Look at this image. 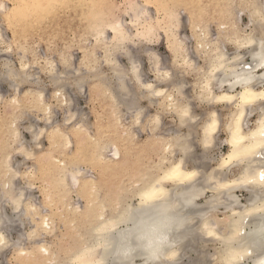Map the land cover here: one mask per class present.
<instances>
[{"label": "bare ground", "instance_id": "obj_1", "mask_svg": "<svg viewBox=\"0 0 264 264\" xmlns=\"http://www.w3.org/2000/svg\"><path fill=\"white\" fill-rule=\"evenodd\" d=\"M14 1L16 3L12 7L6 6L7 12H0V21L13 29L15 40L19 38V41L29 43L31 40L49 35L50 38H60L66 42V37L72 34L73 40L83 45L86 43V41L83 42L84 38L90 36L91 45L93 48L96 46L99 50L101 49L102 56L101 60L98 57L94 59L95 51L92 53L93 56L86 52L83 61L79 63V68L71 62V56L62 57V54L57 66L52 59L43 65L40 62L41 57L32 55L27 48H24L23 54H19L21 55L19 64H14L13 60L6 58L8 55L4 62L19 68L20 61L23 59L26 64L25 70L30 75L33 77L44 75L47 79H49V72L45 70L49 69V65L52 66L50 71L63 73L64 79L75 78L74 71L80 72L85 78L84 85L89 84L91 92L96 93V99L103 108L106 107L109 110V113L106 118L99 119L94 135L91 128L88 129L91 133L89 135L84 128L92 127L88 126L90 124L85 126L87 117L80 116L81 112L79 114L73 108L74 98L71 93L76 90L66 88L69 103L64 105L61 102L58 108L64 113L61 122L57 120L56 122L53 118L52 124H46L42 116L39 120H42L43 125L37 129L38 127L35 126L39 125L32 124L35 118L32 117L34 118L32 120L31 115H26L27 113L22 111L23 121L29 119L33 121L23 125L24 131L31 136V139L27 141L24 138L26 136L20 132L22 128L19 127V122L22 119L17 114L11 113L17 108L36 107L39 103L38 97L27 94L31 85L21 84L20 88L23 86L27 89L20 94V91L13 90L12 81L6 77L0 78L1 82L8 83V87L14 91L10 102L12 106L17 107L12 110L9 117H6L7 113L5 117L0 118V134L2 133V138L0 137V140L2 139L0 141V235L5 236L8 244V247L0 249V256L12 247L16 264H188L189 260L195 261V259L198 264H209L208 259L202 254L206 249V243L211 242L214 244V254L211 259L215 263L247 264L251 260L254 264H264V136L259 135V122L264 119V116L261 115L260 108L257 107L246 115L241 129L243 138L233 143L230 125L233 114L236 112L235 105L207 101L201 103L196 81L193 79L190 86L186 83L183 94L194 105V112L199 118L196 125L182 126L179 119L173 116L174 120L168 130L163 129L162 119L161 124L156 126L154 131L150 118L154 117L158 110H162V106L167 103L164 98L154 97L153 104L158 106V109L152 116L144 112L142 124L132 127L130 124L132 115L127 113L126 108L114 110L111 97L105 94V86L97 78L98 74L103 76L112 71L108 58L114 49L116 34L112 32L110 23L115 18L119 20L116 16L112 17L113 20L110 19L112 0ZM127 1L130 7L127 10L130 16L128 25L132 29H134L132 22L139 17L142 25L146 24L155 29V34L158 30L164 32L167 48L172 56L171 67L174 62L177 67L183 65L185 60L195 64L198 62L187 45L188 40L183 34L178 33L180 25L183 24L181 15L178 13L180 7H183L187 15V21L184 22L191 25L193 34L191 37L196 42L195 51L203 63L198 65L203 66L205 58L215 54V46L218 42L219 47L229 56L236 51L235 46L228 42L229 35L248 28L250 14L255 10L252 6L259 3V0H130L132 3ZM151 5L155 6L156 20L153 21L156 24L149 20L154 17L149 15ZM174 16L178 19L175 27L173 26ZM243 17L248 20L246 26L241 23ZM207 18L220 19L216 24L215 37L212 36L213 34L210 35L209 27L207 30V26L204 27L202 21L198 20ZM121 22L125 32H130L126 29L125 23ZM256 27L258 29V25ZM2 33L0 28V38L3 36ZM135 34L136 31L131 35L135 36ZM1 40L0 53L6 54L8 53L6 49H12L14 43L5 45L1 43ZM152 43L136 41L128 44L127 47L131 49L138 45L139 47L140 45L148 46ZM1 44H4V47H1ZM16 44L19 43L16 41ZM201 44L204 45L203 48ZM228 46L232 47V54L226 49ZM240 52L246 59H251L247 50L241 49ZM121 57L127 59L124 56H116L114 58L117 64L122 65ZM44 62H46L45 59ZM152 67L151 65V70ZM3 71L1 65L0 72ZM47 89L44 91L46 100L53 103V90L51 88V91L47 92ZM225 90L228 94H234L227 84H225ZM235 91L238 93L239 89ZM2 95L0 94V99L4 100L1 98ZM11 104H9L10 107H12ZM153 104L149 103V105ZM197 108L201 110V113L197 112ZM213 112L216 114L217 129L213 134L212 143L205 148L201 143L204 122L209 121ZM253 115H256L254 119H252ZM69 116L73 119L66 123V118ZM126 116L128 118H124ZM78 119H80L79 123L73 124V121ZM123 119H126V125ZM36 120L39 121L38 118ZM13 124L16 125L15 129L12 127ZM137 130L148 131L149 137L145 141L136 140ZM16 131L20 134L19 141L16 139ZM41 131L46 133L44 136L49 140V146L54 148L53 151L52 147L49 149L52 154L46 162L39 161L36 172L30 173L28 169L29 173L22 172L18 169L20 166L17 165V168L12 159L16 154L27 159L25 153H30L34 158L36 155L32 148L41 144L42 136L38 141L35 139ZM221 134L225 136L224 140H221ZM178 135L186 137L183 144L177 145L170 139ZM222 143L228 146V150L216 158L213 155ZM71 145L75 149L71 148ZM69 147L72 149L70 152ZM64 150H68V153H63L64 156L61 158L58 154L61 152L62 155ZM199 151H201L200 154H198ZM12 153L15 155L13 156ZM147 155H154L155 158L150 160L152 165H148L149 168L141 170L140 167ZM135 160H137V175L140 174L138 178L137 176L133 178L130 170V164ZM82 162L98 170V179H90L89 176V179L85 178L87 169L81 167ZM177 166L179 171L173 175L172 171ZM36 173H39V176H42L48 184L44 191L46 200L50 199L48 204L59 206L57 211L53 212L55 214L57 212L55 217L59 215V219H63L62 221L66 224V236L69 238L66 246L61 243L51 242V244L42 241L43 238L40 239L41 236L53 233L52 218L49 214L47 216L43 212L40 213L42 210L39 208L40 204L37 205L33 197L32 200L27 198L29 196L25 194L23 190L25 188L17 187L20 179L25 177L33 179ZM115 175L126 176L127 180L117 198L113 199L111 190L106 186L109 181L105 179ZM74 176L77 181L75 184L72 182ZM68 180L71 182L69 186V188L72 186L71 191L67 188L70 183ZM238 191L249 193L245 203L240 201ZM72 193L86 198L84 207L78 208V206L75 207L76 204L71 203ZM133 199L136 200L135 203H132ZM60 206L62 210L60 209L58 214ZM219 213L223 214L224 219L220 218ZM21 217H25L27 222L31 220V224L34 222L37 228L26 234L27 240L31 233H36L34 238L28 239L32 243L29 248L24 246L25 241L22 240V235L15 243L10 236L11 228L17 226L14 222L22 225L16 221ZM145 238L148 240L147 243ZM41 247L46 251L41 252ZM192 253H198L195 259L191 258Z\"/></svg>", "mask_w": 264, "mask_h": 264}, {"label": "snow or ice", "instance_id": "obj_2", "mask_svg": "<svg viewBox=\"0 0 264 264\" xmlns=\"http://www.w3.org/2000/svg\"><path fill=\"white\" fill-rule=\"evenodd\" d=\"M252 7L255 10L250 14L248 28L229 35L228 42L235 46L236 51L229 56L219 47L218 42L215 46V54L210 58H205L203 66L185 60L184 64L179 67L176 66L175 62L172 67H168L166 62L163 61V57L157 55L154 50L140 48L139 45V50L134 55L127 45L136 41L154 42L155 29L146 24L142 25L138 17L137 20L132 22L133 28L136 29L135 36H132L130 32H125L121 21H112L110 27L112 32L116 34L114 37L115 46L108 58V62L112 65V71L105 73L103 76L98 74L97 78L104 84L105 94L111 97L114 110L126 108L127 113L133 117L130 121L131 126L137 127L142 124L145 112L142 102L148 101L153 104L155 103L154 97L164 98L167 103L162 106V110H158L156 115L150 118L154 131L156 126L161 124L165 113H171L175 118H178L182 126L196 125L199 118L194 112V105L183 94L186 86L183 77L191 75L196 81L201 103L207 101L235 105L236 112L233 114L230 125L233 136L232 142L235 143L239 138H243L241 129L246 115L259 107L261 115L264 116V0H259V3ZM7 11L8 8L0 3V12ZM145 15H147L146 12ZM177 24L178 19L174 16L173 26L175 27ZM203 47L204 45L201 44V48ZM241 49L247 50L251 55L250 60L241 55ZM6 50L8 52L12 51L11 48ZM116 56L126 57L128 64L124 66L117 64L114 58ZM141 56L148 57L149 64L153 66L152 71L156 77L155 81L144 79L140 68L141 61L139 57ZM0 65L4 69L3 72H0V78L6 77L12 81L14 91L18 92L21 84L31 85L27 94L35 95L39 100L33 111L42 113L46 124H52L54 112L61 106V102L68 105L69 98L65 89L72 88L79 92L85 83L82 73L74 71L75 78L64 79L62 78L63 73L50 71L52 69L51 65H49V69L45 70L49 72V79L41 80L39 76L33 77L25 70L26 64L23 59L20 61L19 68L7 62H0ZM225 84L234 94L226 92ZM48 87L53 90V103H49L44 95V91ZM158 88L159 90H157ZM236 89H239L238 93L235 91ZM237 101L239 103H236ZM71 119H73L71 116L66 118V123L70 122ZM209 121L204 122V135L201 140L205 148L212 143L213 134L217 129V119L214 112L211 113ZM12 127L15 129L16 125L13 124ZM15 135L19 141V132L16 131ZM44 135L46 133L41 131L35 139L38 141ZM259 135L264 136V119L259 122ZM185 138L178 135L170 139L180 145L183 144ZM253 138H255V134H253ZM162 142L168 143L169 141ZM21 151L23 152V148H21ZM25 155L29 159L33 158L30 153H25ZM178 171L179 166L173 169L172 174L175 175ZM192 174L195 175V173ZM72 182L74 184L77 182L75 176ZM45 227H47V224H45ZM35 236L36 233H31L28 239ZM5 247H8L5 236L0 235V249ZM40 251L45 252L46 249L41 247Z\"/></svg>", "mask_w": 264, "mask_h": 264}, {"label": "rangeland", "instance_id": "obj_3", "mask_svg": "<svg viewBox=\"0 0 264 264\" xmlns=\"http://www.w3.org/2000/svg\"><path fill=\"white\" fill-rule=\"evenodd\" d=\"M128 1H130V0H128ZM0 3H4V5L9 8V7H12L16 3V1H14V0H0ZM128 4L129 3H126V0H112L111 3H110V11L111 12H110L109 16L111 17L110 18L111 20H113L115 18L114 16H116L117 19L123 21L125 23V25H126L125 26L126 29L130 30V33L133 34L136 30L132 29L128 25V22L130 21V16H128L129 15L128 14L129 11H127L128 9H130V7H128L129 6ZM154 7H153V5H151V7L149 8V13H150L149 15L152 16V17L154 16L152 19L149 18V20H151L153 23L156 24V22H154L156 20V18H155L156 17V12H155V8ZM181 8L183 9V7H180V9H179L180 12H178V13H180L179 15H181L180 19H181V22L183 23V24L181 23L183 26L180 25L181 27H180L178 33L181 34V35L183 34L185 39L188 40L187 41L188 42L187 45L189 46V48H190L191 52L194 54V56H196L194 58H196L195 60H198L197 64H203L202 60L200 59L199 56H197L196 51H195L196 42L191 37L193 35L192 31H191V25H189V23H187V22H184V21H187V17H186L187 15L184 13V9L182 10ZM126 11H127V13H125ZM112 17H114V18H112ZM114 20H116V18ZM198 20L202 21V25L204 27L207 26L206 27L207 30H208V27H209V32H211L210 35L213 34L212 36L215 37V33H217V25L216 24L218 23V21L220 19L219 18H207L205 20H202V19H198ZM241 23H242L243 26H246L248 24L247 18L243 17V21H241ZM0 28H1V32H3L5 34L4 35L2 33L3 36H2L1 43H4L5 45L6 44H13V43L16 44V41L19 43V44H16V45L13 44L12 51L10 53L8 52V53L5 54V52L4 53L1 52L0 53V62H4V60L6 58H10L11 60L14 61V64H19V59L21 57V55H19V54H23L22 50L24 48H27V50H29V52H31L32 55L34 54V55H37L39 58L41 57L40 58V62L43 65H45V63L49 62L51 59H52L53 63H55V65L59 64L60 57L63 55L62 57L71 56L72 57L71 62L74 63V65H76V67L79 68L80 67L79 63L83 61V58H84L83 56L85 55L86 52L89 55H92V53L95 51V54L93 53L94 56L92 55L94 57V59L95 58L96 59H98V58L100 59L101 56H102V50L101 49L99 50V48L96 47V46H94L95 48H93V45H91L92 44V39H91L90 36H88L86 38L83 37L85 39L83 42L86 41V43H83V45H80V44L76 43V41H74L73 38H72V34L70 36L66 37V40H65L66 42H64L63 39H60V38L59 39H53V38H50L49 35H47L46 37H39V38H36L35 40L29 41V43H25V42L19 41V38L15 40V37L13 35V31H12L13 29L9 28L7 24H5V23H3L1 21H0ZM157 32L155 34L154 42L151 45H148V46L140 45V48L142 47V48H149V49L154 50V52L156 54H158L161 57H163V61L166 62L167 66L171 67L172 56H171V53L169 52V50L167 48V41L165 39L166 37L164 36L165 34H164V32L162 30H160V31L158 30ZM184 33L187 34V35L185 36ZM108 36H110V35L108 34ZM7 39H9L8 42H7ZM4 44H1V47H4ZM24 44L25 45L27 44V45L22 48L21 45L23 46ZM66 46H68V47H66ZM135 47H132L130 49L133 52L134 55L139 50L138 46L136 48ZM226 49L229 51V53L232 54L233 49H232L231 46H228ZM34 50H35V52H34ZM6 55H8V56L6 57ZM197 57H199V58H197ZM44 59H45L46 62H44ZM139 59L141 61L140 68H141V71L143 73L144 79L147 80V81H155V75H154L153 71L151 70V65L149 64L148 57L147 56H141V57H139ZM247 59H249V58H247ZM120 61H121V64L123 66L128 64V60L125 59V58L121 57ZM85 68H82V69H85ZM0 69H1V65H0ZM39 77H41L43 80H47V77H45L44 75L43 76L39 75ZM183 79L186 81V83H188V86H190L189 84H191V82H193V77L191 75H186L185 77H183ZM8 86H9L8 83L0 81V92H1L0 94L1 95L3 94L1 98L4 99V100L0 99V101H1V103H0V118L5 117L7 115V113H8V115L6 117H9L11 114L12 115H14V114L16 115L17 114L21 118L22 117L21 114L23 112L25 114L27 113L26 115H31L30 116L31 119H32V117H34L35 121L34 122L32 121L33 123L31 122V119H29L28 121H23L24 118H21L22 120L19 122V127L22 128V129H20L21 130L20 131L21 134L23 136H26L24 138L27 141H29L31 139V136L28 134V132L24 131L23 125H27V124H29L31 122L34 125H39V126H35V127H38L37 129L41 128V126L43 125V122H42L41 119L39 120V118H42V113L40 114L38 112L33 111V109L35 107L30 109L32 106H27L26 109L25 108H23V109L19 108L20 110L16 107L17 110L12 112V110L16 109L14 106H12L13 104H11V102H10V100H11L10 98L13 95L14 91H12ZM191 88H192V86L190 87V89ZM25 89H27V88L22 86L20 88V90H19L21 92L20 94L24 93L23 91ZM82 89H83V90H81L82 92L80 91L78 93L77 92H72L71 93V95L74 98V107L73 108H74L75 112H77L79 114L81 112L80 116L85 115L83 117H87V118H85L87 123H84V124H86L85 126L90 124L88 126H92V127H89V128L88 127H84V128L87 131H88V129L90 130V128H91L92 135H94L95 134V130H96L97 122L99 121V119L106 118L107 114L109 113V110H107L106 107L103 108L100 105L98 99H96V97H95L96 93H93V91L91 92L89 84L86 85V86L84 85V88H82ZM50 91H51V88H48L47 92H50ZM6 98L9 99L8 100L9 102H7ZM9 104H11L12 107H10ZM28 104H29V102H28ZM142 106L145 108V113L148 114L149 116H152L155 113V111L158 109V106H156L154 104L153 105H149L148 101H143L142 102ZM102 108H103V110H102ZM56 110H55L54 114H57V115L54 116V120L55 121L57 120L58 122H61L63 120V118H64V113L58 108ZM196 110H197L198 113H201V110L199 108H197ZM76 116H78V115H76ZM255 117H256V115L255 116L253 115L252 119H254ZM34 118L32 120H34ZM37 118H38L39 121L36 120ZM75 118H77V117H75ZM124 118H128V117L126 116ZM162 119H163V121H162L163 129L166 131V130H168L171 127V123L174 120L173 115L171 113H165L163 115ZM123 120H124V124L126 125V123H125L126 119H123ZM79 121H80V119L75 120V121H73V124L75 122L79 123ZM24 122H27V123H24ZM59 125H61V124H59ZM161 132H163V131H161ZM161 132H158V133L161 135L162 134ZM88 133H89V135H91L90 131H88ZM1 136H2V133L0 134V137ZM154 136H156V135H154ZM148 137H149V133L146 130H144L143 132H139L138 131L136 133V140H139V141L144 140L145 141ZM42 138L40 139V140H42L40 142H41V144L43 143L42 145L44 146V148H43V146L41 144L38 147H33L32 148V151L34 150L33 152L38 157L35 156L32 159H28V158L24 159L25 157H23L22 155H18V154L15 155V153H12V155L13 154L15 155V156L13 155L14 158L12 156V158H13L12 162L16 164V167H17V165H18V167L20 166L19 168L18 167L17 168L20 169L22 172H26L27 171L29 173L28 170L31 171L30 173H32V171H33V173L36 172V169H37L39 161L46 162L47 159H49L50 155L52 154V151H53L54 148L51 146L52 147V149H51L52 151L51 150L49 151V149L51 148L49 146V140L45 136H42ZM220 138H221V140H224L225 136L223 134H221ZM225 145H226L225 143H222V145H220L218 147V149L215 151V154L213 156H215L216 158H219V154L222 155L223 153L227 152L228 146L227 145L225 146ZM70 147L74 148V146H72V145ZM70 147L68 149L69 152L72 151V149ZM39 148H41V149H39ZM68 150L67 151L64 150L62 152V155H61V152H59V154L58 153L57 154L60 155V157L62 158L64 156L63 153H68ZM41 152H43V153H41ZM49 152H51V153H49ZM46 153L48 154V158H47V154ZM200 153H201V151H199L198 154H200ZM39 154H40V156H39ZM41 155L44 157L43 159H45V160L42 159ZM37 158H40V159H37ZM153 158H155L154 155H150V156L147 155L144 158V161H143L144 163L141 165L140 169L142 170L143 168H149L147 166L148 165H152L150 163V160L151 159L153 160ZM80 165H81V167H85V169H87V171H85V172H87V174H85L86 175L85 178L87 177L86 179H89L88 176L90 177V179L91 178L98 179L99 176H97V175H98L99 172H97L98 171L97 169H93L91 166L87 165L86 163L83 164V162ZM130 165H131V169H130L131 173L134 176L133 178H136V176H137V178L140 177V174L137 175V173H138L137 160L133 161ZM29 168H31V169H29ZM20 170H18V171H20ZM27 179H28V177H27ZM27 179H26V177L22 178V180L20 179L17 182V184H18L17 187H19V188L21 187V189L25 188L23 190L25 191V194L29 196L27 198L29 200L33 199V201L35 203H37V205L40 204L39 205L40 207L38 206L40 208V210L42 209L40 213L43 212V214L44 215L47 214V216L49 214L50 217L52 218V221H53L52 222V230L54 229L53 233H50L51 235L49 234V235H46L44 237L41 236L40 239L43 238V239H41L42 241H46V242H50V243L52 242L53 244L61 243V244H64L65 246L68 245L67 243L69 241V238L66 236L67 235L66 224H65L64 221H62L63 219L62 220L59 219L60 218L59 215L57 217H55L57 215V212H56V214L53 212V211H57V206L58 205L57 206L55 204L51 205L52 206V209H51L50 204H52V203L48 204V202H50V199L46 200V196H45L44 191L48 187V186L46 187V185H48L47 182L45 180H43L42 176H39V173H36L33 179L32 178H29L28 180ZM105 180L109 181L106 186H108V188L111 190V192H112L111 193L112 194L111 197L114 199V198H117L119 191H121V188L123 187L124 182L127 180V177L126 176L115 175V176H111L110 178H107ZM105 180H104V182H105ZM47 181H49V180H47ZM69 182H70V180H68V183ZM29 183H30V185H28ZM119 184H120V186H118ZM127 184H129V183L127 182ZM70 185H71V182L69 183L67 188L71 191V187L72 186L69 188ZM237 195H238V197H239V199H240V201L242 203H245L246 200L249 198V193L246 192V191H244V192L243 191H238ZM208 196H210V194H208ZM71 197H72L71 203L74 204V205L76 204L75 207H77V206H78V208L79 207H84V205L86 204L85 203L86 202V200H85L86 198L84 196H82V195L79 196L76 193H72ZM135 202H136V200L133 199L132 203H135ZM55 207H56V209H55ZM61 208H62L61 206H60V208H58V214L60 213V209ZM52 213H53L54 216L53 215L51 216ZM219 216H220V218L224 219V216H223L222 213H219ZM35 219H37V218H35ZM16 221L22 223V225L20 223H19L20 225H18L17 223L14 222V224L17 225L16 228H15V226H13V224H12L13 227L10 230V236H11L12 242L14 241V243H15V241H17L20 237L23 236L22 240L24 239L23 241H25L23 243L24 246L27 247V248L31 247L32 243L30 242V240H28V239L26 240L25 237H26V234H28L31 230H34V228H36V225H34L33 221H32L33 224H31V220L28 221L29 222L28 223L25 217H21V219H18V220L16 219ZM35 222H36V220H35ZM13 228H14V230H13ZM205 248L206 249L203 252L202 256L205 255V257L208 259L209 264H220V263L213 262L212 259H211V257L214 254V244L211 243V242H207ZM4 252L1 255L2 257L0 256V261H1L2 264H16L17 263L16 260H15L14 250H13L12 247H9ZM198 253H196V254L192 253L191 258L195 259V257L197 256ZM188 264H198V263H197V261L195 259V261L189 260ZM247 264H254V263L250 260Z\"/></svg>", "mask_w": 264, "mask_h": 264}, {"label": "clouds", "instance_id": "obj_4", "mask_svg": "<svg viewBox=\"0 0 264 264\" xmlns=\"http://www.w3.org/2000/svg\"><path fill=\"white\" fill-rule=\"evenodd\" d=\"M146 239V243L148 242V240H147V238H145ZM153 243H154V241H153Z\"/></svg>", "mask_w": 264, "mask_h": 264}]
</instances>
